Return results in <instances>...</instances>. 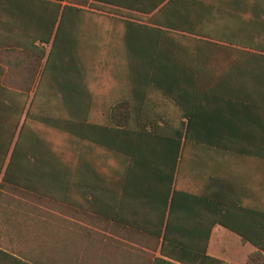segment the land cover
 Instances as JSON below:
<instances>
[{"label": "trees", "instance_id": "trees-1", "mask_svg": "<svg viewBox=\"0 0 264 264\" xmlns=\"http://www.w3.org/2000/svg\"><path fill=\"white\" fill-rule=\"evenodd\" d=\"M256 6L0 0V235L24 244L0 249V264H134L152 241L179 263L229 264L207 253L216 225L258 248L247 264H264V222L261 239L231 224L221 191L213 199L194 190V227L178 221L193 147L264 159ZM86 150H101L104 173L151 207L145 221L112 213L93 190L89 205L63 196L68 172L78 186Z\"/></svg>", "mask_w": 264, "mask_h": 264}, {"label": "crops", "instance_id": "crops-1", "mask_svg": "<svg viewBox=\"0 0 264 264\" xmlns=\"http://www.w3.org/2000/svg\"><path fill=\"white\" fill-rule=\"evenodd\" d=\"M255 3L261 21L256 34L262 37L259 38L257 35L256 42L259 39L264 42V0H255ZM85 154L84 171L81 168L76 177L78 186L76 188L71 186L72 174L68 172L66 174L68 183L66 182L63 196L89 205L91 202L89 191L93 190L99 198L105 201V206L108 205L112 213L120 211L124 217L129 218H133L136 213H141L140 219L146 220L151 207L149 205L136 206L133 199L135 193L133 191L122 192L114 183L112 173H104L107 163L103 162V152L100 150L95 153V151L86 150ZM186 162L182 170L180 187L183 192L190 195V199H187L180 207L187 214L179 217V223L194 227V190L196 192L206 190L213 199L221 191L225 202V216L229 222L242 227L253 226L255 238L261 239L264 222V159L232 152L219 155L214 150L207 151L206 155L201 152L194 154L193 147ZM104 181L109 182V190H101ZM122 196L125 197V203H122L120 208L118 201ZM245 209L248 210L247 216L244 215ZM2 216L0 212V218ZM62 216L66 217L64 212ZM149 244L143 248L141 259L132 258L134 264H184L163 257L160 252L161 246L154 252L151 246L154 241ZM0 249L18 251L24 249V244L11 239L8 235L1 234ZM257 250L256 246L244 241L238 234L224 226L216 225L211 234L207 253L229 264H247L248 257ZM192 257V255L187 256V261L192 262L194 260ZM187 264L190 263L187 262ZM257 264H260V261Z\"/></svg>", "mask_w": 264, "mask_h": 264}, {"label": "rangeland", "instance_id": "rangeland-1", "mask_svg": "<svg viewBox=\"0 0 264 264\" xmlns=\"http://www.w3.org/2000/svg\"><path fill=\"white\" fill-rule=\"evenodd\" d=\"M32 128L35 129L36 128L35 125H32ZM51 136H52V134L50 133L49 138ZM50 139L51 140H54L55 142L60 143L59 137L52 136ZM64 143H65V145H69L71 143V141H70V139H65V142ZM68 149H70V147H68L67 150Z\"/></svg>", "mask_w": 264, "mask_h": 264}]
</instances>
